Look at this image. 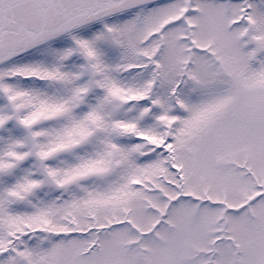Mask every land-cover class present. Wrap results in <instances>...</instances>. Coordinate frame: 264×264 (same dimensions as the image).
Segmentation results:
<instances>
[{
	"label": "snow or ice",
	"instance_id": "snow-or-ice-1",
	"mask_svg": "<svg viewBox=\"0 0 264 264\" xmlns=\"http://www.w3.org/2000/svg\"><path fill=\"white\" fill-rule=\"evenodd\" d=\"M0 264H264V0H0Z\"/></svg>",
	"mask_w": 264,
	"mask_h": 264
}]
</instances>
